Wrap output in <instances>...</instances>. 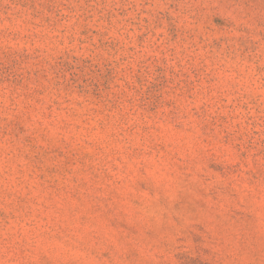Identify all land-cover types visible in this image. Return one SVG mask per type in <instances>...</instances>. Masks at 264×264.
<instances>
[{
  "label": "rangeland",
  "instance_id": "obj_1",
  "mask_svg": "<svg viewBox=\"0 0 264 264\" xmlns=\"http://www.w3.org/2000/svg\"><path fill=\"white\" fill-rule=\"evenodd\" d=\"M0 264H264V0H0Z\"/></svg>",
  "mask_w": 264,
  "mask_h": 264
}]
</instances>
